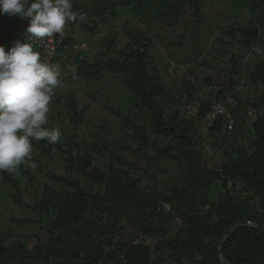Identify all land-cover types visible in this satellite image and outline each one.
<instances>
[{
  "label": "trees",
  "instance_id": "obj_1",
  "mask_svg": "<svg viewBox=\"0 0 264 264\" xmlns=\"http://www.w3.org/2000/svg\"><path fill=\"white\" fill-rule=\"evenodd\" d=\"M151 1L99 0L78 16H95L105 22L118 5L140 9ZM201 1L159 0L156 16H176L189 6L197 21ZM247 5L256 18H262L259 22L249 19L245 28L227 27L244 51L230 56L228 82L215 91L236 102L235 108L226 105L234 123L236 108L254 109L243 137L234 128L227 133L224 115L205 122L208 137L196 131L194 121L202 120L211 108L210 96L200 94L194 114L187 115L199 90L190 77L181 80L180 92L167 86L160 72L147 64L146 39L138 31L125 28L128 40L116 57L104 52L93 59L67 57L66 64L74 66L69 75L73 81L97 82L103 73H114L132 98L130 107L147 113L149 131L130 114L119 113L123 136L130 139L126 144L122 140L111 147L103 139H81L68 130L55 144L36 141L40 154H59L63 171L46 173L49 183L41 186L32 204L23 199L19 180L1 171V182L14 189L10 195L14 202L38 215V228L46 235H24L11 244L0 238V264H221L218 243L230 226L246 220L264 226V114L258 113L264 107V56L256 49L264 25V0H247ZM13 43L0 39L6 51ZM72 43L64 37L53 60L60 59L59 52ZM203 82L212 79L208 76ZM244 87L251 94L245 100L240 95ZM52 98L60 102V97ZM61 102L66 126L77 127L85 109L78 107L75 91H69ZM130 149L142 156L151 150L153 160L170 167L155 170L171 169L174 178L159 182L145 167L126 160L121 152ZM216 153L220 159L211 165ZM19 169L25 176L22 165ZM133 233L142 239L135 241ZM222 256L229 264H264V230L237 228L223 242Z\"/></svg>",
  "mask_w": 264,
  "mask_h": 264
},
{
  "label": "rangeland",
  "instance_id": "obj_2",
  "mask_svg": "<svg viewBox=\"0 0 264 264\" xmlns=\"http://www.w3.org/2000/svg\"><path fill=\"white\" fill-rule=\"evenodd\" d=\"M97 1L99 0H72L76 19L66 24L62 32L63 36L70 37L74 44H83L85 47L82 51L83 58L93 59L102 52L107 56L116 57L119 49L128 40L124 35L125 28L140 32L146 39L144 42L147 43V64L160 72L167 86L175 92H180L181 80L190 77L193 86L199 90L193 105H190L186 111L187 115L194 114L201 96L209 95L212 98L213 90L227 84L226 73L230 67L228 63L230 56L240 55L244 51L236 42V34H231L227 27L245 28L249 19L259 22L262 18L260 15L256 18L255 13L250 12L247 0H202L197 21H193L195 17L191 15L189 6H185L179 15L169 18L157 17L159 0H152L140 9L118 5L113 13L107 15L105 22H98L95 16H78L83 10L93 7ZM27 26V18H21L19 15H2L0 16V39L6 42L16 40L23 42L28 35ZM93 26H95L94 29H92ZM260 36L261 41L256 49L263 57L264 25L261 27ZM59 55H61L60 59H52L50 64L59 65L61 68V84L54 92L56 98L60 97V102H57L55 98L51 99L48 126L58 127L61 132L71 131L81 139L100 138L111 147L117 146L122 140L125 144L130 142L129 138L123 136L125 129L120 121L119 113L130 114L137 119L138 123H143L147 129L146 132L149 131V124L146 122L147 113L130 107L133 103L132 98H129V93L114 73H103L101 81L97 82L73 81L69 75L74 66L71 63L66 64V60L68 56H74V54L64 49L59 52ZM208 76L212 82L204 83V78ZM209 86L213 87L210 92L206 90H209ZM69 91H75L78 107L85 109L82 121L75 128L66 126L67 116L61 102ZM240 93L243 100L251 95L245 87L240 89ZM182 100L184 101V98ZM235 104L233 100L231 107L235 108ZM248 109L253 108L247 106L246 109L236 108L235 110L237 122L235 121L233 128L240 133L241 137L248 132L250 122L254 118V115L243 114L244 110ZM258 113L264 114V107ZM242 119L244 121H241ZM194 123H196V131L208 137L205 121L202 119ZM149 139L152 141L153 137L149 136ZM31 143L33 145L31 157L21 164L22 169L26 171L25 176L20 169L12 173L19 180L21 194L28 204H32L35 197H38L41 186L49 183L46 173L62 174L63 171L59 154L55 153L51 156L40 154L35 148L36 140H32ZM121 153L135 166L145 167L161 183L174 178L171 169L162 173L155 170L156 167L161 169L170 167L166 163L153 160L151 150L145 152L146 156L132 149ZM219 159V153L214 154L210 164H216ZM99 161L102 162V159ZM133 172L139 175L138 172ZM1 177L0 171V238L4 239L5 244H11L24 235L31 237L32 233L40 237L45 236L46 232L38 228L40 227L38 215L29 207L20 206L14 202L10 196L14 189L9 184L2 183ZM147 180L149 181L148 178ZM158 188L161 189L162 184L159 183ZM10 218L31 219L32 222L19 224L10 222ZM132 236L135 241L142 239L137 233H133Z\"/></svg>",
  "mask_w": 264,
  "mask_h": 264
},
{
  "label": "clouds",
  "instance_id": "obj_3",
  "mask_svg": "<svg viewBox=\"0 0 264 264\" xmlns=\"http://www.w3.org/2000/svg\"><path fill=\"white\" fill-rule=\"evenodd\" d=\"M0 14L28 19L26 40L7 51L0 46V171L14 173L31 157L32 140L55 144L62 137L48 126L61 68L44 62L31 41L62 33L76 13L72 0H0Z\"/></svg>",
  "mask_w": 264,
  "mask_h": 264
},
{
  "label": "built area",
  "instance_id": "obj_4",
  "mask_svg": "<svg viewBox=\"0 0 264 264\" xmlns=\"http://www.w3.org/2000/svg\"><path fill=\"white\" fill-rule=\"evenodd\" d=\"M63 39V34H55L51 38H45L43 40H33L31 41L34 45V49L37 50L40 54L41 59L49 63L53 59V57L56 54V51L58 47H60V42ZM29 40V37L27 38V41ZM65 49L67 51H70L74 55H78L79 58H82V51L85 50V47L83 44L77 45V44H70L65 46ZM207 91H212L213 87L209 86V90L206 89ZM233 103V99L230 97V95L225 94L224 96H218L215 93V90H213V97L211 99V108L208 109L204 116L203 120L205 122L211 121L214 117V115H224L226 119V127H227V132H230L233 130L234 126V121L228 112V109L226 108L227 104ZM255 113L254 109H248L247 114L248 115H253Z\"/></svg>",
  "mask_w": 264,
  "mask_h": 264
},
{
  "label": "water",
  "instance_id": "obj_5",
  "mask_svg": "<svg viewBox=\"0 0 264 264\" xmlns=\"http://www.w3.org/2000/svg\"><path fill=\"white\" fill-rule=\"evenodd\" d=\"M244 226H252V227H258L262 230H264V226H261V225H258L254 222H251L249 220H246V221H241L239 223H236L232 226H230L224 233L223 235L221 236V239L219 240V243H218V259L220 261L221 264H229L222 256V245H223V242L226 240L227 237L230 236V234L236 230L237 228L239 227H244Z\"/></svg>",
  "mask_w": 264,
  "mask_h": 264
},
{
  "label": "crops",
  "instance_id": "obj_6",
  "mask_svg": "<svg viewBox=\"0 0 264 264\" xmlns=\"http://www.w3.org/2000/svg\"><path fill=\"white\" fill-rule=\"evenodd\" d=\"M55 57H56V55H55ZM55 57H54V59H55Z\"/></svg>",
  "mask_w": 264,
  "mask_h": 264
}]
</instances>
